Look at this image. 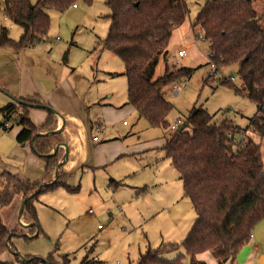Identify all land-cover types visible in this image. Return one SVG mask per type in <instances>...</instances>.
Wrapping results in <instances>:
<instances>
[{
	"label": "rangeland",
	"instance_id": "374dc122",
	"mask_svg": "<svg viewBox=\"0 0 264 264\" xmlns=\"http://www.w3.org/2000/svg\"><path fill=\"white\" fill-rule=\"evenodd\" d=\"M5 1L0 0V29L5 26L10 38L19 40L23 28L6 18ZM185 1L189 13L171 37L170 48L177 51L192 38L197 42L186 56L172 55L173 64L166 69L165 60L161 59L155 75L167 70L177 71L181 66H202L190 78L165 87L166 98L174 106L169 122L175 124L179 119L183 122L194 106H202L215 114L216 123L227 118L246 129L261 144L264 162V134L254 131L250 125L257 114V104L247 95L236 92V88L241 87L238 65L217 70L207 64L209 40L199 39L205 34L195 26L193 36L191 28L206 0ZM259 1L255 7L264 15V0ZM76 4L77 7L72 5L65 12L47 9L51 19L49 33L36 45L20 51L0 47V108L14 102L11 95H16L10 90L49 94L61 81L58 100L77 117L88 119L89 127L101 124L102 128L99 142L92 141L93 131L89 129L87 147L79 157L83 163L78 162L68 170V176L61 179L67 185L59 183L39 193L35 206L42 231L37 237L27 238L32 237V223L19 220L22 194H16L12 202L2 208L3 222L10 229L20 231L11 241L16 250H6L0 255L4 261L15 263L17 258L34 256L51 258L52 264H82L84 261L87 264H131L137 262L139 254L145 253L149 244L156 248L160 243H181L198 216L163 149L167 134L173 130L166 132L162 127L151 126L126 104L128 80L124 63L103 45L111 28V9L105 0L91 3L79 0ZM230 76L233 82H224V78ZM174 84H179L177 91ZM3 121L0 113V122ZM19 128V125L11 130L0 128V172L13 169L35 174L38 163L44 160L32 149L34 158L27 159L26 151L16 141L15 132ZM127 150L131 153H122ZM41 172L39 169L37 174ZM112 179L123 184L116 185ZM130 186H137L140 193L130 194L135 191ZM99 224L105 227L102 232ZM256 229H259L258 236L241 249L235 263L254 243L259 246L258 258L264 255V218L256 224ZM181 251L182 264H191L183 248ZM205 254L211 257L210 251Z\"/></svg>",
	"mask_w": 264,
	"mask_h": 264
},
{
	"label": "trees",
	"instance_id": "16d2710c",
	"mask_svg": "<svg viewBox=\"0 0 264 264\" xmlns=\"http://www.w3.org/2000/svg\"><path fill=\"white\" fill-rule=\"evenodd\" d=\"M79 0H6L4 12L23 32L19 40L10 38L8 28L0 29V47L24 50L47 37L50 15L47 9L65 12ZM91 3L93 0H85ZM259 1V0H258ZM111 9V24L104 47L114 52L124 63L127 77V102L151 126L167 132L171 128L168 116L173 104L166 98L165 87L190 78L196 68L181 66L177 71H165L154 78L160 58L166 53L173 30L187 18L189 9L185 0H105ZM257 0H206L198 13L195 26H200L209 40V62L220 67L237 64L241 87L239 94L247 95L257 104V114L251 119L254 131L264 134V15L255 7ZM199 68V67H197ZM211 76V75H209ZM231 77V76H230ZM224 82L232 83L231 78ZM175 85V84H174ZM37 96V95H36ZM24 103H11L0 108L4 120L17 117L15 123L23 126L16 139L20 144L30 142L33 151L45 162L43 180L33 182L9 171L0 173V255L15 251L12 237L20 231L10 229L2 220L1 210L16 194L23 198L48 182L63 160V149L52 155L59 144L58 133L47 132L58 128L57 114L47 110L48 117L36 125L29 117L28 103L46 104L35 97L20 98ZM19 109L22 110L18 114ZM43 109V108H42ZM206 108L194 106L178 128L167 134L163 149L166 157L183 182L185 195L192 200L196 220L181 243L161 244L140 255L134 264H182L181 248L190 257L191 264H207L197 258L210 251L218 264H236L243 247L251 240L256 224L264 218V162L261 144L247 130L229 119L214 120ZM14 126V125H13ZM12 126V127H13ZM11 127V128H12ZM37 133H46L37 135ZM246 134V142L236 148L234 139ZM59 168L57 179L34 195L26 204L24 222L33 223L32 237L42 229L35 200L44 189L68 176ZM116 185L122 182L111 180ZM140 193V189L137 194ZM177 253L174 258L168 254ZM51 257V256H50ZM52 264L51 258L27 256L17 262L0 259V264ZM83 262L82 264H87Z\"/></svg>",
	"mask_w": 264,
	"mask_h": 264
},
{
	"label": "crops",
	"instance_id": "0c3cea01",
	"mask_svg": "<svg viewBox=\"0 0 264 264\" xmlns=\"http://www.w3.org/2000/svg\"><path fill=\"white\" fill-rule=\"evenodd\" d=\"M259 2H262V1H259ZM77 7V6H76ZM6 16V15H5ZM7 18V17H6ZM8 19V18H7ZM193 26V27H192ZM194 24L191 23V28L193 30V36H194ZM3 27V26H2ZM195 27H199L201 29V27L198 25V26H195ZM181 28V26L179 27H176L174 30H173V33H172V38L174 36V34ZM202 30V29H201ZM172 38L170 39V42H169V45L172 46L171 44H173V41H172ZM195 42H196V39L193 41V38L191 40H187L185 42L184 45H180L178 47V50L176 51H173L171 50L170 46H168V49L166 51V53L160 58V61L161 59L165 60V69L170 65V64H173L171 63V57L172 55L176 54L178 57H181L179 56L178 54V51L180 49H183V48H186V55H187V51H190L191 48H193V46L195 45ZM185 55V56H186ZM184 57V56H183ZM159 61V63H160ZM175 63V62H174ZM207 65V64H206ZM202 65H199L197 67H201ZM186 67V66H185ZM196 67V69H198ZM157 68V67H156ZM156 72V70H155ZM156 74V73H155ZM154 74V75H155ZM162 74H158L157 76L155 75L154 78L156 77H159L161 76ZM62 82H58L57 84V88H54V90L52 91V93H49V94H44L42 92H35V93H30L28 91H22L20 89H16V90H10L12 93H14L16 96H13L11 95V98L14 102H17L14 100L13 97H16V98H32V97H35L38 98V99H41L42 101L46 102V105H49L51 106L52 108H54L56 111H58V114H57V117L59 118L58 121H59V124H58V128L57 129H62V131L60 132L59 136H60V143H62L63 145L60 146L59 148L63 151V155H65V152H66V147L65 145L68 146V149H69V154H68V157L65 158L63 156V160L64 161V164H63V168L64 170H66V172H68V170H71L72 168H74L78 162L79 163H83L82 159L79 158L81 157V153L82 151L84 152V150L86 149L87 147V136H88V133H89V129L91 128V130L93 131V134L95 133L94 130H96V127H94V125H91L89 127V120L86 119V120H82L81 118L77 117L72 111L68 110L67 107L64 106V103L63 101H60L58 100V88L59 87H62ZM175 87V86H174ZM11 89V88H10ZM37 95V96H36ZM56 100V101H55ZM58 100V101H57ZM14 102H11V103H14ZM9 103V104H11ZM7 104V105H9ZM5 105V106H7ZM4 106V107H5ZM42 110V111H40ZM29 117H31L30 119L32 120V122H34L36 125H40L42 124L46 118L48 117V112L46 109H42V108H35V107H32L30 108V111H29ZM125 123H127L125 121ZM17 125V123H14V126ZM14 126L11 129L14 128ZM20 126V125H19ZM23 128V126H20V128L17 130L16 133V136L18 134V132ZM100 136V135H98ZM92 141L93 142H99L100 141V137L98 140H94L93 139V135H92ZM17 141V139H16ZM17 143H19L17 141ZM20 144V143H19ZM65 144V145H64ZM22 147L24 148V150L26 151L27 153V159L30 160L32 158H34V154L31 152V144L30 142L26 143V144H21ZM33 150V149H32ZM123 154L124 153H131L130 150H127L126 152H122ZM43 161H40V163H38V166H37V173L39 171V169L43 172L37 174H33L32 172H29V170H27L25 173H21V171H15L13 169H10V170H6V171H9L10 173H13L15 174L16 176L20 177V178H23V179H29L33 182H37V181H41L43 180V175L44 174V162L42 163ZM32 166V165H31ZM4 171V170H3ZM2 172V171H1ZM0 172V173H1ZM41 176V177H40ZM55 179V174L51 177V179L48 181V182H51L52 180ZM130 187H133L135 189V191H130V194H133L134 192L137 194L138 190L137 189L138 187L137 186H130ZM136 196V195H135ZM99 226V225H98ZM99 228V227H98ZM105 229L104 228H99V231H103ZM191 228H189L190 230ZM258 231L259 229H256V230H253V234H252V238L255 239L256 236H258ZM189 232V231H188ZM187 235V234H186ZM252 240V239H251ZM163 244V243H160L159 246ZM254 247H248L239 257V259H237L236 263L237 264H260L258 262V260L261 258L259 257L258 258V255L257 253L259 252V246L257 244L254 243L253 245ZM158 247V246H157ZM150 248H153L151 246V244L148 245V249ZM146 250V251H147ZM143 252H141L139 254V257L138 259L140 258V255L142 254ZM204 253V252H203ZM203 253H200L198 254L197 258L201 261H205L207 262V264H214L213 262L215 263H218L216 261V259L212 256L211 254V257L210 255H203ZM172 255L174 253H171ZM168 257H170V254L167 255ZM238 257V256H237ZM211 258V259H210ZM210 259V260H209ZM135 262H131V264H134Z\"/></svg>",
	"mask_w": 264,
	"mask_h": 264
},
{
	"label": "water",
	"instance_id": "95a60500",
	"mask_svg": "<svg viewBox=\"0 0 264 264\" xmlns=\"http://www.w3.org/2000/svg\"><path fill=\"white\" fill-rule=\"evenodd\" d=\"M13 98H14L15 101H17V103H24V101L20 100L19 98H16V97H13ZM28 104H29L31 107L48 109V110H51V111L55 112L56 114H58V111H56L54 108H52V107L49 106V105H46V104H35V103H28ZM182 128H183V125L181 124V125L178 127V131H181ZM61 131H62V129L59 128V129H56V130H54V131L47 132V134H50V133H58V134H59ZM39 134H40V135H43V134H46V133H37L36 136L39 135ZM62 145H63L62 143L57 144V145L55 146V149H54L53 153H51V154H49V155H47V156H52V155H54V154L58 151L59 147L62 146ZM64 145H65V144H64ZM65 147H66V152H65L64 157L67 158V157H68V154H69V153H68V152H69V149H68V146H67V145H65ZM63 164H64V161H61V162L59 163V165H58V167H57V169H56V171H55V179H54V180H52L51 182H45V181H44V183L41 184V186L37 189V191H35L34 193H32V194L26 196V197L22 200V203H21V206H20V209H21V210H19V216H18L20 221H21V219H22V215H23V212H24V210H25V204H26L31 198H33L34 195H35L36 193L40 192L44 186H49V185H51L52 183H54V181L57 179V177H58V175H59V168H60ZM32 224H33V223H32ZM32 224H30V225H32ZM258 262H259L260 264H263V263H264V255L261 256V258L258 260Z\"/></svg>",
	"mask_w": 264,
	"mask_h": 264
},
{
	"label": "built area",
	"instance_id": "2783aa9c",
	"mask_svg": "<svg viewBox=\"0 0 264 264\" xmlns=\"http://www.w3.org/2000/svg\"><path fill=\"white\" fill-rule=\"evenodd\" d=\"M74 7H76L77 6V4L75 3L74 5H73ZM202 38H205V36L204 37H199V39H202ZM196 42H197V40H196ZM186 48H183V49H180L179 51H178V54H179V56H181V57H183V56H185L186 55ZM210 65H211V68L212 69H216L217 68V66H216V64H215V62H212V63H210ZM211 69V70H212ZM212 73V72H211ZM231 79L230 80H234V78H233V76H231L230 77ZM175 87V90L177 91V89H178V87H179V84H175L174 85ZM17 119V117L15 116V117H13V119L12 120H4L3 122H0V128L1 129H3V130H8V129H10L13 125H14V123H15V120ZM181 120L179 119L178 121H177V123H173L172 125H171V128L170 129H172L173 131L174 130H176L180 125H181ZM96 130H95V133L93 134V139L94 140H98L99 139V132L102 130V128H101V124H96ZM235 141H234V144L236 145V148L237 147H239V146H241V145H244L245 144V142L247 141L246 140V134H241L240 136H238L237 138H235L234 139ZM99 228H104L101 224H99V226H98Z\"/></svg>",
	"mask_w": 264,
	"mask_h": 264
}]
</instances>
